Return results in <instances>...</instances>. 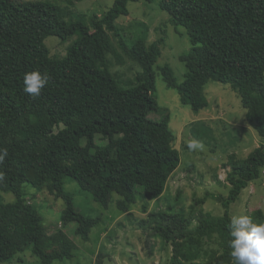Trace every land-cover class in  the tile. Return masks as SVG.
I'll return each instance as SVG.
<instances>
[{
    "label": "trees",
    "instance_id": "1",
    "mask_svg": "<svg viewBox=\"0 0 264 264\" xmlns=\"http://www.w3.org/2000/svg\"><path fill=\"white\" fill-rule=\"evenodd\" d=\"M138 1L115 0L105 14L86 21L83 15L66 20L70 10L55 0H0V149H7L0 164V264L27 248L38 264L71 260L77 250L64 230L49 234L37 211L25 206L24 185L62 199L64 212L76 217L75 237L87 242L100 216L76 211L65 178L103 208L116 194L117 210L131 219V208L140 203L146 213L178 168L169 116L149 117L156 107L154 66L161 42L147 45L138 39L128 45L116 25L128 15V2ZM159 7L189 44L179 56L182 83H176L168 65L157 66L166 88L198 114L208 106L204 88L209 82L229 85L263 142L245 158L228 156V194L217 197L222 215L194 207L155 210L137 226L148 239L170 246L169 264H232L228 209L264 170V0H160ZM109 33L117 38L120 54ZM48 37L75 38L62 57H55L44 43ZM108 55L118 64L125 57L138 65L135 85H118ZM33 70L50 77L38 97L23 90V74ZM98 135L107 143L96 144ZM3 193L16 201L3 203ZM249 216L254 222L264 219L260 210Z\"/></svg>",
    "mask_w": 264,
    "mask_h": 264
},
{
    "label": "rangeland",
    "instance_id": "2",
    "mask_svg": "<svg viewBox=\"0 0 264 264\" xmlns=\"http://www.w3.org/2000/svg\"><path fill=\"white\" fill-rule=\"evenodd\" d=\"M55 1L59 6H67L70 10L66 20L83 15L88 21L93 15L100 17L105 14L115 0H73L71 5H67L66 0ZM159 3L160 0L128 2V15L120 16L116 25L128 45L138 39L145 40L147 45L161 42V56L154 66L153 96L156 107L149 117L159 120L169 116V126L175 135L174 147L180 156L179 166L167 180L162 195L156 201L149 202L146 213L141 212L140 203L131 208V219L117 210L116 194H113L108 207L103 208L90 195L81 194L74 181L65 178L64 187L72 195L76 211L86 216H100L101 222L90 231L87 242L75 237L76 217L64 212L62 199L24 185L26 196L23 203L37 211L44 229L49 234L64 230L76 245L73 259L53 264H169L170 246L158 239H148L137 226V220L146 218L149 212L155 210L183 208L188 212L191 207L196 210L202 208L214 216L222 215L223 208L217 197H226L228 194L229 184L225 180L227 169L224 168L228 156L234 154L238 158H245L263 142L247 124L246 110L229 85L209 82L204 88L208 106L198 114L180 103L174 89L166 88L157 66L168 65L176 83H182L185 68L179 56L188 50L189 44L186 36L175 31L167 14L161 11ZM109 37L116 52L120 54L117 38L111 33ZM74 38L60 42L55 37H48L44 43L51 56L62 57ZM108 61L111 72L119 75V86L129 88L135 85V78L141 72L136 63L123 57L122 63L118 64L113 55H108ZM95 139L96 144L107 143V138L99 135ZM192 141L198 142L194 150L188 147ZM261 176L260 180L250 183L238 200L230 205V216L251 215L260 210L264 217V170ZM199 199L204 200L201 206L195 204ZM2 200L3 203L16 201L9 193H3ZM38 261L31 248H27L3 264H38Z\"/></svg>",
    "mask_w": 264,
    "mask_h": 264
},
{
    "label": "clouds",
    "instance_id": "3",
    "mask_svg": "<svg viewBox=\"0 0 264 264\" xmlns=\"http://www.w3.org/2000/svg\"><path fill=\"white\" fill-rule=\"evenodd\" d=\"M49 80V75L39 70L25 72L23 90L33 97H38ZM197 143L190 142L189 149H196ZM6 155L7 149H0V164L3 163ZM227 227L232 264H264V222H254L247 214H234L230 217Z\"/></svg>",
    "mask_w": 264,
    "mask_h": 264
}]
</instances>
